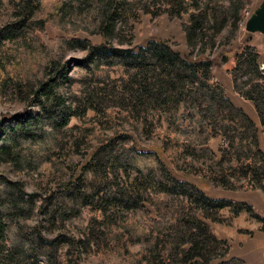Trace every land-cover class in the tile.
<instances>
[{"label":"trees","instance_id":"16d2710c","mask_svg":"<svg viewBox=\"0 0 264 264\" xmlns=\"http://www.w3.org/2000/svg\"><path fill=\"white\" fill-rule=\"evenodd\" d=\"M23 1L14 8L15 17L0 25V102L7 95L25 104L11 118L0 121V167L33 173L47 160L51 172H56L52 175H59L66 156H59L60 161L51 160L50 153H76L82 143L92 140L94 144H90L92 149L83 164L87 167L86 176L80 182L78 176L69 182L55 183L44 196L50 210L42 203L40 211L44 209L54 221L67 220L79 225L88 236L85 203L95 198L99 205L104 201L105 208L112 203L119 209L114 212L122 220L123 228L122 232H114L118 237L115 243L131 256V264H248L229 254V241L218 237L201 214L212 221L230 224V217L220 213L221 208L228 207L232 215L247 211L262 220L251 205L231 197L211 196L196 184L173 177L164 168L161 156L171 147L195 160L202 158L208 171L204 170L201 176L215 185L234 188L236 181L246 177L251 186L264 189V151L258 144L256 123L208 84L211 66L228 59L227 48L250 0H80L94 2L104 16L96 30L104 38L99 43L69 34L60 23L63 34L39 38L38 31H43L44 25L31 15L41 0ZM63 5L60 2L59 8ZM63 10L65 17L67 9ZM140 12L179 19L188 51L182 55L164 41H152L137 50L109 44V37L120 35V22L127 24L129 17L134 19ZM6 41L13 46H7ZM20 45L43 48L44 59L28 54L16 59ZM75 48L85 50L80 58L84 65L103 71L99 81L111 83L110 97L114 99L113 104L103 102V106L100 99L95 100L99 108L88 102L97 114L91 117L92 124L86 126L69 124L71 116L86 115L87 111L79 104L74 106L77 95L69 97L72 79L67 74L66 54ZM116 64L128 69L126 77L118 78V84V79L109 73V68ZM231 73L234 88L251 100L264 132V54L253 45H245ZM131 89L139 90L145 100L128 93L125 103L121 95ZM85 98L87 101L88 96ZM181 101L186 107L191 106L183 113L178 132H167L156 118V130L162 138L161 144L153 145L156 151L122 148L123 158L112 163L104 160L105 156L118 154L111 143L117 137L116 118L107 112L108 105L125 106L122 108L126 113L121 115L124 123L129 119V109L134 111L136 104L167 103L174 121ZM30 105L33 107L29 108ZM153 111H149L151 116ZM98 114L109 121L106 128L112 129V134L95 131L93 120ZM215 135H222L227 141L219 148V154L208 145ZM107 163L114 177L124 165V183L108 176ZM127 167L135 173L131 174ZM0 171V264H38L40 256L44 257L42 264H63L50 261L49 246H53L54 238L38 236L40 226L29 229L26 221L38 192L27 190L21 178H10ZM236 172L241 173L240 177ZM105 208L102 213L108 216L110 212ZM100 209L92 207L89 216L96 218ZM81 241L72 242L77 246ZM130 242L139 243V249L130 250ZM74 264L80 263L75 260Z\"/></svg>","mask_w":264,"mask_h":264},{"label":"rangeland","instance_id":"374dc122","mask_svg":"<svg viewBox=\"0 0 264 264\" xmlns=\"http://www.w3.org/2000/svg\"><path fill=\"white\" fill-rule=\"evenodd\" d=\"M260 1L261 0H250V4L244 8V15L238 22L239 28L236 31V36L227 48L230 51V55L225 62L213 64L211 66L210 80L208 84L217 88L220 91V94L228 97L233 104L241 107L254 120L258 128V144L260 149L264 151V132L256 109L250 99L245 97L241 91L234 88L231 73L237 55L245 45H253L262 55L264 54V32H248L245 30L246 18L252 13ZM23 2V0H0V25L14 18V8L18 7ZM60 2L64 3L62 9L59 8ZM63 9H67L65 17H63V12H61L64 11ZM101 17L104 16L100 15L94 2H81L80 0H41L34 11V14L31 15V18L41 19L42 24L44 25V30L41 32L38 31L39 38L44 39V35L52 37L63 34L62 27L59 26L60 23L69 30V34L86 37L92 43H99L104 39L103 35L96 31ZM64 18L65 21H63ZM118 21L119 20H117V22ZM120 26V35L117 37H109L107 39L109 44L123 47L130 46L134 50H137L140 46H145L149 42L164 41L170 47L179 50L182 55L188 51L179 19H169L165 14L152 15L150 13L140 12V14L134 19L129 17L127 24L120 22ZM129 41L130 43H128ZM6 43L9 47L13 46V43H10L9 41H6ZM42 49L20 45L16 59L20 58L23 54H28V56H31L32 58H40L43 60L44 49ZM236 51L237 53L235 54L234 52ZM84 54L85 50L79 48L71 49L66 54L68 63L67 74L72 79L69 97L70 99H73L77 95L78 101L77 99H74V106L79 104L81 109L84 107L87 108L86 115L71 116L69 119L70 125L86 126L92 124L91 117L97 113L96 109L89 106V103H92L99 108L95 100L100 99V104L102 106L107 102L113 104L111 102L114 100L110 97L112 96L111 83L104 84V82L99 81L102 78L103 71L92 66L87 67L84 65V62L80 61V58H82ZM109 73L112 78L118 79L120 77H126L128 69H126L125 66L116 64L109 68ZM120 81L121 79H118L117 84ZM129 86L135 87L133 84H130ZM128 93H131L135 98L137 97L140 100H145V97L140 95L141 92L139 90L131 89V91H127L121 95L125 97V103L129 100ZM85 96H88L87 101ZM79 100H81V102H79ZM153 104L155 105L154 108L152 107ZM153 104H136L134 111L129 109V119L124 123H122L123 120L121 119V115L126 113L122 108L125 106H123V104L107 106V112H110L116 118L114 126L115 130H117V137H115L114 140H111V143H113L112 145L114 146L115 154H118H116L115 157L105 156L104 160L110 163L120 160L124 157L122 148L134 147L138 151H156L153 145L162 143V138L160 137L158 130H156V118L160 120L163 129L167 132H178V129L181 126L180 122L183 117L182 115L184 112H187L186 110H189L191 106L188 105V107H186L183 101H181L176 109L177 114L175 120L171 121L173 116L170 114L169 104L164 103L159 106H157L156 103ZM24 105L25 104L20 103L16 99H10L5 95L0 102V121H3L4 118H11V116L17 111H20ZM32 107L33 105L29 106V108ZM151 108L154 109V116H151L149 113ZM93 121L96 122V132L106 134L107 136L108 134H112V129L106 128L110 123L109 121H105V119L103 120V116L100 117V114H98L97 118ZM192 123H195V121ZM122 133L126 135L122 136ZM91 143L94 144L92 140L88 139L86 143H82L76 153L73 152L68 154L66 152L59 154L56 151H52L50 153L51 160L55 159L60 161L61 159L59 156H66L64 160H62L63 167L60 172L58 171L59 175H52L56 174V172H51L48 165H46L47 160L33 173L14 172L2 167H0V170L4 171L6 176L10 178H21L24 181L27 190L38 192L39 195L32 203V209L28 213L26 221L29 229L40 226L41 229L39 228L40 233L38 236L41 237L42 235L44 238H54L52 243L53 246H49L50 250L48 252L51 262H64L63 264H66L67 261H70L71 264H74L75 260H77L80 264H131V256L128 253L123 252V247L121 245L118 246L117 243H115L118 237L114 232H122L123 228L121 224L122 220L117 218L116 215L118 213L114 212L119 209H116L112 203L108 204L106 208L103 204L104 201H101L100 205L96 203L97 198L91 199L90 202L85 203L86 206L83 209L85 212L84 225H90L88 228V236H86L85 233H82L81 229H79V225L67 220L64 223L59 220L54 221L51 215H49L44 209L42 211L39 210V206L42 203L46 204L48 210H50V203H48L47 199H44V196L47 191L55 185V183L58 181L69 182L76 179L78 176H80L78 180L80 182V180L86 176L87 167H84L83 164L88 160V153L92 149V145H90ZM226 143L227 141L222 135H215L211 138L208 145L219 154V148L225 146ZM122 145L124 147H122ZM107 155H112V153ZM111 158L116 159L112 160ZM161 158L164 168L173 177H176L177 179H186L199 186L211 196L231 197L234 200L245 201L251 205L253 212L262 220H257L247 211L240 212H244L243 214L246 213L245 222H247V224L252 223L253 227L252 232L248 231V233L242 231L248 234L247 247H250V240L252 237L255 239H252V250L248 249V253H246L245 256L248 259H251L250 261L252 263L264 264V230L262 229V226H264V189L251 186L247 182V179H244L246 177H241V179L236 181L234 188H225L221 184L215 185L209 179L201 176V173L204 172V170L208 171L202 158L195 160L191 158L190 155L174 151L171 147L165 150V153L162 154ZM127 168L128 170L131 169V174L135 173L134 169ZM106 171L111 179H114V181L120 184L124 183V165L119 168L117 172L118 176L116 177L110 175L112 169L108 163ZM235 174L240 177L241 173L236 172ZM109 182H112V180H109ZM92 207L101 208L96 218H91L89 216ZM102 208H105V211L108 210L110 214L108 216L104 215L102 213L104 211ZM227 210L229 211L228 207H223L220 213L222 212V215L226 214ZM242 216L243 215L240 217ZM201 217L208 220L213 232L218 230V226H229V224L226 223L212 221L209 218L204 217L202 214ZM39 219H41V223L38 222ZM254 233L260 234V237L258 238V235L255 236ZM250 234H252V236ZM79 239H82V241L80 243L77 242V246H75L72 241L75 242V240ZM139 246V243L136 242L129 243L130 250L134 252L139 249ZM245 246V240L238 242V244L235 243L233 251L237 250V252H240ZM39 259L38 264H42L44 257L40 256ZM254 260L257 261L255 262Z\"/></svg>","mask_w":264,"mask_h":264},{"label":"crops","instance_id":"0c3cea01","mask_svg":"<svg viewBox=\"0 0 264 264\" xmlns=\"http://www.w3.org/2000/svg\"><path fill=\"white\" fill-rule=\"evenodd\" d=\"M243 213L244 212L239 213L238 215H232V213H230V211L227 210L226 214H223V216L230 217L231 223L229 224V226H224V227L218 226V228H217L218 230H216L214 232H215V234L218 237L226 238L229 241V243H230L229 254H232L234 256H238V257L243 258L245 260V262L248 263V264H255V263H252L250 261L251 259H248L245 256V254L248 253V249L252 250V239L253 240H255V239L252 237V239L250 240V247H247V245H248L247 244V241H248L247 235L248 234H246L245 232H242V231H246V232L250 231V232H252V228L253 227H252V223L251 224L250 223L247 224V222H245L246 221V213L245 214H243ZM241 215H243V216L240 217ZM250 235L252 236V234H250ZM254 235L255 236L258 235V238L260 237V234L254 233ZM244 240H245V245H246L245 247H243L244 249L242 251H240V252H237V250L233 251V247H234L235 243L238 244V242H242ZM250 256L252 257L251 254H250ZM254 261L256 262L257 260H254Z\"/></svg>","mask_w":264,"mask_h":264},{"label":"water","instance_id":"95a60500","mask_svg":"<svg viewBox=\"0 0 264 264\" xmlns=\"http://www.w3.org/2000/svg\"><path fill=\"white\" fill-rule=\"evenodd\" d=\"M245 30L248 32H264V0H261L246 18Z\"/></svg>","mask_w":264,"mask_h":264}]
</instances>
